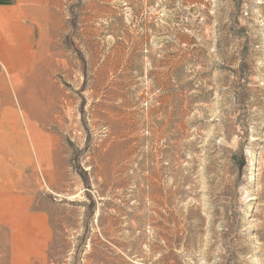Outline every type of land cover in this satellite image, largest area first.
<instances>
[{
    "label": "rangeland",
    "instance_id": "obj_1",
    "mask_svg": "<svg viewBox=\"0 0 264 264\" xmlns=\"http://www.w3.org/2000/svg\"><path fill=\"white\" fill-rule=\"evenodd\" d=\"M20 2L0 264H264V0Z\"/></svg>",
    "mask_w": 264,
    "mask_h": 264
},
{
    "label": "crops",
    "instance_id": "obj_2",
    "mask_svg": "<svg viewBox=\"0 0 264 264\" xmlns=\"http://www.w3.org/2000/svg\"><path fill=\"white\" fill-rule=\"evenodd\" d=\"M25 9L20 0H0V60L7 70H24L26 39L32 36V26L25 23ZM10 55H15L17 64L8 66ZM1 71V69H0ZM7 80L0 74V197L3 198L4 185L9 182L11 163L17 165L19 157V130H8L3 125L1 109L4 104L2 92L7 88ZM7 102V101H5ZM22 116L26 118L24 111ZM17 137V138H16ZM19 164V162H18Z\"/></svg>",
    "mask_w": 264,
    "mask_h": 264
},
{
    "label": "bare ground",
    "instance_id": "obj_3",
    "mask_svg": "<svg viewBox=\"0 0 264 264\" xmlns=\"http://www.w3.org/2000/svg\"><path fill=\"white\" fill-rule=\"evenodd\" d=\"M26 115V114H25Z\"/></svg>",
    "mask_w": 264,
    "mask_h": 264
}]
</instances>
